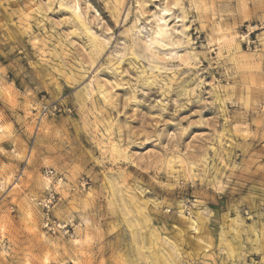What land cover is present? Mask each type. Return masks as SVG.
<instances>
[{
	"label": "rangeland",
	"instance_id": "obj_1",
	"mask_svg": "<svg viewBox=\"0 0 264 264\" xmlns=\"http://www.w3.org/2000/svg\"><path fill=\"white\" fill-rule=\"evenodd\" d=\"M0 264H264V0H0Z\"/></svg>",
	"mask_w": 264,
	"mask_h": 264
},
{
	"label": "built area",
	"instance_id": "obj_2",
	"mask_svg": "<svg viewBox=\"0 0 264 264\" xmlns=\"http://www.w3.org/2000/svg\"><path fill=\"white\" fill-rule=\"evenodd\" d=\"M54 110L57 109V105L53 106ZM61 110V109H60ZM45 112L50 111L49 107H45ZM47 174L53 176L55 174V171L53 169H49L46 171ZM53 203V198H50L46 203H44V208L46 209V218H45V226L46 227H54V221L51 220L49 212H50V207Z\"/></svg>",
	"mask_w": 264,
	"mask_h": 264
},
{
	"label": "bare ground",
	"instance_id": "obj_3",
	"mask_svg": "<svg viewBox=\"0 0 264 264\" xmlns=\"http://www.w3.org/2000/svg\"><path fill=\"white\" fill-rule=\"evenodd\" d=\"M75 2H76V1H74V3H75ZM74 5H75V7H74L75 9H74L73 7H72V8L74 9V12H75V14H76L78 20H79L81 23L84 22V21L82 20L81 16H80V14L78 13V12H80V11H79L80 7H79L78 2H77L76 4H74ZM71 6H72V5H71ZM71 6H70V8H71ZM73 9H71V10H73ZM163 11H164L163 15H165V13L169 11V9H168V8H164ZM160 20H163L164 23H167V19H165L164 16L161 17ZM159 26H160V25H159ZM86 29H87V27H86ZM163 29H164V28H163ZM166 29H167V28H166ZM166 29H165V30H166ZM87 30H88V29H87ZM158 30H159V29H158ZM88 31H89V30H88ZM160 31H162V28H160ZM160 31H159L158 33H157V32H156V33L159 34ZM160 35H161V34H160ZM155 36L157 37L158 35L155 34ZM161 36H162V35H161ZM164 36H166V35H164ZM159 37H160V36H159ZM163 40H164V39H163ZM238 217H239V216H238ZM238 217H237V218H238ZM178 220H179V219H178ZM237 220H238V219H237ZM237 220H236V221H237ZM179 221H180V220H179ZM234 221H235V219H234ZM240 223H241V222H240ZM238 224H239V223H238ZM229 245H230V244H229Z\"/></svg>",
	"mask_w": 264,
	"mask_h": 264
}]
</instances>
